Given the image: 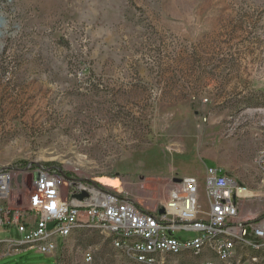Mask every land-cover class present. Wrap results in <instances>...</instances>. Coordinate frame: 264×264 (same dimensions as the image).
Returning <instances> with one entry per match:
<instances>
[{
  "label": "rangeland",
  "instance_id": "1",
  "mask_svg": "<svg viewBox=\"0 0 264 264\" xmlns=\"http://www.w3.org/2000/svg\"><path fill=\"white\" fill-rule=\"evenodd\" d=\"M259 107L264 0H0V168H56L155 212L186 177L206 211L205 168L218 167L246 188L238 220L251 222L264 215L254 164L264 118L250 112ZM30 171L12 193L17 207ZM85 254L135 264L88 229L53 256L0 264H85ZM250 256L264 264V252Z\"/></svg>",
  "mask_w": 264,
  "mask_h": 264
},
{
  "label": "built area",
  "instance_id": "2",
  "mask_svg": "<svg viewBox=\"0 0 264 264\" xmlns=\"http://www.w3.org/2000/svg\"><path fill=\"white\" fill-rule=\"evenodd\" d=\"M250 112L264 118V107ZM235 130L231 124L227 133ZM254 164L264 189V136ZM29 171L30 166L0 168V259L27 251L53 256L60 241L86 229L107 232L114 247L135 264H177L167 258L179 257L200 264H257L250 252H264V215L238 220L246 188L218 167L205 170L206 211L198 202L197 180L186 177L174 184L162 214L141 209L122 190L70 180L43 166L30 171L32 189L26 204L17 207L12 193ZM84 260L91 264V255Z\"/></svg>",
  "mask_w": 264,
  "mask_h": 264
},
{
  "label": "water",
  "instance_id": "3",
  "mask_svg": "<svg viewBox=\"0 0 264 264\" xmlns=\"http://www.w3.org/2000/svg\"><path fill=\"white\" fill-rule=\"evenodd\" d=\"M176 182H178V181L174 180V183H176ZM82 198H83V196H81L79 199H82ZM162 213H163V211H162V209H160L159 214H162Z\"/></svg>",
  "mask_w": 264,
  "mask_h": 264
},
{
  "label": "trees",
  "instance_id": "4",
  "mask_svg": "<svg viewBox=\"0 0 264 264\" xmlns=\"http://www.w3.org/2000/svg\"><path fill=\"white\" fill-rule=\"evenodd\" d=\"M66 178H68V177H70V175H66V174H63ZM96 186H98V187H100V185L99 184H95Z\"/></svg>",
  "mask_w": 264,
  "mask_h": 264
},
{
  "label": "crops",
  "instance_id": "5",
  "mask_svg": "<svg viewBox=\"0 0 264 264\" xmlns=\"http://www.w3.org/2000/svg\"><path fill=\"white\" fill-rule=\"evenodd\" d=\"M205 170H206V168H205ZM223 171V170H222ZM224 172V171H223Z\"/></svg>",
  "mask_w": 264,
  "mask_h": 264
}]
</instances>
